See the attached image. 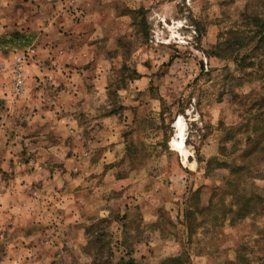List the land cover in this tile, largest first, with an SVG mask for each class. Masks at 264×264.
I'll list each match as a JSON object with an SVG mask.
<instances>
[{"label": "rangeland", "instance_id": "1", "mask_svg": "<svg viewBox=\"0 0 264 264\" xmlns=\"http://www.w3.org/2000/svg\"><path fill=\"white\" fill-rule=\"evenodd\" d=\"M246 5L0 0V264H264V60L213 54Z\"/></svg>", "mask_w": 264, "mask_h": 264}, {"label": "trees", "instance_id": "2", "mask_svg": "<svg viewBox=\"0 0 264 264\" xmlns=\"http://www.w3.org/2000/svg\"><path fill=\"white\" fill-rule=\"evenodd\" d=\"M264 0H247V5L240 17L243 22L242 27L232 29L224 41L220 42L213 54L217 57L233 59L239 62L242 71L255 66L254 62H249L250 56L264 60ZM249 50V54L240 56L242 51ZM110 260V259H109ZM113 264L111 262L95 264ZM116 264H134L132 259L125 261L121 259Z\"/></svg>", "mask_w": 264, "mask_h": 264}, {"label": "crops", "instance_id": "3", "mask_svg": "<svg viewBox=\"0 0 264 264\" xmlns=\"http://www.w3.org/2000/svg\"><path fill=\"white\" fill-rule=\"evenodd\" d=\"M16 5H19V3L18 2H12V6H11V8H15V10H16ZM21 5V4H20ZM27 5V4H26ZM8 9V8H7ZM4 14L3 15H0V33H1V35L2 34H4V32H7L9 29H11L12 28V26L10 25L11 23H10V21H9V19H8V17L7 16H5V11H6V7H4ZM19 16H20V18H21V14H19ZM22 19V18H21ZM14 22H16V21H14ZM17 24H20V21L17 23ZM0 35V36H1ZM15 48V47H14ZM0 52H2V51H0ZM0 59H1V56H0ZM9 192V191H8ZM10 193V192H9Z\"/></svg>", "mask_w": 264, "mask_h": 264}, {"label": "bare ground", "instance_id": "4", "mask_svg": "<svg viewBox=\"0 0 264 264\" xmlns=\"http://www.w3.org/2000/svg\"><path fill=\"white\" fill-rule=\"evenodd\" d=\"M180 123H181V119H178L176 125L179 126ZM182 135H183V132L180 130L179 133H178V137L180 138L181 141H180V142H178V141H174V145H175V146L180 147V146L183 145V138H182ZM182 153H183L184 155H186L185 150H183Z\"/></svg>", "mask_w": 264, "mask_h": 264}, {"label": "built area", "instance_id": "5", "mask_svg": "<svg viewBox=\"0 0 264 264\" xmlns=\"http://www.w3.org/2000/svg\"><path fill=\"white\" fill-rule=\"evenodd\" d=\"M18 66H19V64H18ZM23 83H24V79H23V71H22V69H21L20 73L18 74V85H17V90L23 88Z\"/></svg>", "mask_w": 264, "mask_h": 264}]
</instances>
